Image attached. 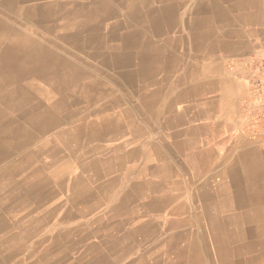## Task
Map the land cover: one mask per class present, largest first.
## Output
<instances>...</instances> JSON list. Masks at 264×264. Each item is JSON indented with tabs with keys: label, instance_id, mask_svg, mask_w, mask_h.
<instances>
[{
	"label": "crops",
	"instance_id": "1",
	"mask_svg": "<svg viewBox=\"0 0 264 264\" xmlns=\"http://www.w3.org/2000/svg\"><path fill=\"white\" fill-rule=\"evenodd\" d=\"M53 1L88 28V47L74 51L105 72L88 75V123L63 124L76 99L57 93L46 112L24 92L26 73L12 80L17 66L0 63V211L44 221L0 223V264H167L171 232L204 226L205 212L251 226L244 216L264 212V132L252 126L248 79L264 50V0ZM13 109L47 120L30 129ZM229 234L223 256L214 249L200 264H264V237L261 251L237 255ZM179 240L181 252L194 241ZM193 260L186 251L174 264Z\"/></svg>",
	"mask_w": 264,
	"mask_h": 264
},
{
	"label": "rangeland",
	"instance_id": "2",
	"mask_svg": "<svg viewBox=\"0 0 264 264\" xmlns=\"http://www.w3.org/2000/svg\"><path fill=\"white\" fill-rule=\"evenodd\" d=\"M68 6L55 4L53 0L32 1L29 3H19L17 1L6 3L5 0H0V63L5 61L10 66L19 67L26 65L25 73L30 68L28 65H43V63H47L48 66L40 71L42 73L30 72L27 73V78H22V80L28 79V81H31L32 90L29 96L33 97V99L37 97L41 102L45 101V104L48 101L50 103L51 100L60 98L59 95L51 92L52 82L56 81V83H59L61 81L65 89L69 90V93L65 94L66 98H69L72 103L75 102L74 99L77 100L70 112L61 114V123H88V75H102L105 71L102 68L88 69V59L84 58L85 56H78L77 52L74 51L78 47H88V34H85V32H88V28H84L85 30L76 28L78 27V21L70 19ZM85 23L88 24L87 21H83L82 27H85ZM61 25L65 29H62ZM70 30L73 33L71 36L69 35ZM76 31L78 34H76ZM74 37L76 38L74 39ZM23 42L26 48H24ZM11 58L12 60H10ZM8 72L15 73L12 67L8 69ZM49 83L50 85H48ZM40 86H42V91L38 95L37 90ZM96 86H100V84ZM113 89L115 88L110 84L109 91L111 92ZM79 94L80 97L78 98ZM8 112H12L14 115L18 113L17 115L20 116H18L17 122L22 120L24 125L29 126V128L32 127L30 129H36V124L47 120V117L45 115L42 116L41 112L31 113L29 110L23 112L20 109H13ZM25 115H29V117L25 118ZM0 213V223L5 221L36 223L39 219L38 217L36 218V213L32 214V216L26 214L23 217L18 214L19 212L10 214L7 212L5 214L0 211ZM23 213L26 212L24 211ZM47 221L51 223L52 218ZM59 221L65 222L67 218H60ZM40 223H44V221L41 220Z\"/></svg>",
	"mask_w": 264,
	"mask_h": 264
},
{
	"label": "bare ground",
	"instance_id": "3",
	"mask_svg": "<svg viewBox=\"0 0 264 264\" xmlns=\"http://www.w3.org/2000/svg\"><path fill=\"white\" fill-rule=\"evenodd\" d=\"M259 2V1H258ZM114 3V2H113ZM108 6V5H107ZM106 7V6H105ZM107 8V7H106ZM94 9V8H93ZM104 10V8L102 9ZM109 14V13H108ZM74 15V14H73ZM110 16V15H109ZM73 17V16H72ZM61 21V20H60ZM77 21V20H76ZM84 21V20H83ZM13 22V21H12ZM80 23V22H79ZM81 24V23H80ZM92 25V24H91ZM58 26V25H57ZM56 27V26H55ZM80 27V26H79ZM92 27V26H91ZM15 28V27H14ZM62 29H65L62 25H61ZM84 29V28H83ZM248 29V28H247ZM69 30V29H68ZM85 30V29H84ZM17 32V31H16ZM77 32V31H76ZM18 33V32H17ZM64 34V33H63ZM15 35V34H14ZM57 35V34H56ZM70 35V34H69ZM72 35V34H71ZM70 35V36H71ZM78 36V35H77ZM15 37V36H14ZM17 37V36H16ZM61 37V36H60ZM69 38V37H68ZM76 37H74L75 39ZM30 39V38H29ZM28 39V40H29ZM38 39V38H37ZM72 39V38H71ZM24 43V42H23ZM61 44V43H60ZM25 46V43L23 44ZM27 45V44H26ZM17 46V45H16ZM20 46V45H19ZM11 48V47H10ZM26 48V46L24 47ZM55 48V47H54ZM12 49V48H11ZM13 49H15L13 47ZM21 52V51H20ZM47 52V51H46ZM11 53V52H10ZM264 53V50L258 52L256 54V57L259 58L260 55H262ZM47 54V53H46ZM50 54V53H49ZM17 55V54H16ZM15 56V54H14ZM18 56V55H17ZM54 56V55H53ZM6 57V56H5ZM52 57V55H51ZM14 58V57H13ZM55 58V57H54ZM253 58V57H252ZM56 59V58H55ZM6 60V59H5ZM12 60V58L10 59ZM34 60V59H33ZM44 60V59H43ZM13 62V61H11ZM52 62V60H51ZM58 63V62H57ZM7 64V63H6ZM64 65V64H63ZM62 65V66H63ZM42 66V65H41ZM48 66L47 63H43V69L44 70L46 67ZM33 66L30 65V68L26 70L27 73L30 72H35V73H42L40 72V68H32ZM60 67V66H59ZM58 67V68H59ZM64 68V67H63ZM57 70V69H56ZM252 70H253V74L252 75H248V79H250L249 85L250 88L253 90L256 99L258 101V105L256 108V114H255V119L252 120V126L255 127V121H259V114H262L264 112V85L262 83H264V66L260 64L259 60L257 62L254 63L253 61V65H252ZM17 71V72H16ZM65 71V70H64ZM15 73H11V78L10 79H14L16 78L17 74H21L22 72H25V68L24 66L19 67L17 66V69H14ZM1 73V72H0ZM26 73V78L28 77ZM45 73V72H44ZM60 73V72H59ZM63 73V72H62ZM247 73V72H246ZM23 74V73H22ZM56 74V73H54ZM251 74V73H250ZM61 75V74H60ZM43 76V75H42ZM5 77V76H4ZM39 77V76H38ZM56 77V76H55ZM37 78V77H36ZM43 78H45V76H43ZM54 78V77H53ZM66 78V76H65ZM55 79V78H54ZM3 82V81H2ZM16 82V81H15ZM51 82V81H50ZM67 82V81H66ZM28 83V82H27ZM4 84V83H3ZM53 86L51 88V92L52 93H61V94H66L68 92L67 89H65L64 84L61 83V81L58 83L52 82ZM10 85V84H9ZM50 85V83L48 84ZM13 86V85H12ZM31 84H29V87H27V84H24V92L26 93H31ZM77 90V89H76ZM250 90V89H249ZM42 91V86L38 87L37 93L38 95L41 94ZM80 92V91H79ZM9 93V92H8ZM13 93V92H11ZM28 94V96H29ZM23 95V94H22ZM58 95V94H57ZM46 96V95H45ZM44 96V97H45ZM63 96V95H62ZM24 97V96H23ZM80 97V96H79ZM254 97V96H253ZM48 98V96H47ZM22 99V98H21ZM44 99V98H43ZM60 99V98H59ZM24 100V99H23ZM62 101V100H61ZM64 101V100H63ZM35 103H32V100L30 101L31 104H35L37 107H39L42 110H46V112L48 111H53L55 110L54 106L56 104H58L57 102H55L54 100H51L50 103L47 102V104H45L44 102H41L40 99H38V101H34ZM7 103V102H6ZM37 103L42 104L41 106H39ZM63 105H65V107H69L70 106V101H64L61 102ZM10 104V103H8ZM19 105V104H18ZM17 105V107H18ZM32 106V105H30ZM64 106H61V109L65 108ZM19 108V107H18ZM25 108V107H24ZM7 109V108H6ZM70 110V109H69ZM10 111V110H9ZM60 111V110H59ZM251 111V110H250ZM253 111V109H252ZM41 112V111H40ZM7 115V114H6ZM44 115V114H43ZM13 116V115H12ZM11 116V117H12ZM61 116V115H60ZM250 117V116H249ZM264 118V116H262ZM59 119V118H58ZM250 119V118H249ZM5 120V119H4ZM1 126V125H0ZM23 126V125H22ZM15 128V127H14ZM252 129V128H251ZM258 131H262L263 130L256 128ZM22 130V129H21ZM5 132V131H4ZM256 132V131H255ZM257 133V132H256ZM3 134V133H2ZM9 134V133H8ZM18 135V134H16ZM2 136V135H1ZM9 137V136H8ZM263 138V137H262ZM6 139V138H5ZM23 141V140H22ZM25 141V140H24ZM21 142V141H20ZM3 143V142H2ZM9 143V142H8ZM10 144V143H9ZM1 145V144H0ZM3 145V144H2ZM1 145V146H2ZM22 146V145H20ZM196 149V148H195ZM83 152V151H82ZM27 153V152H26ZM5 154V153H4ZM30 154V153H28ZM3 157V156H2ZM20 163V162H19ZM31 164V163H30ZM28 165L30 168V171L32 173L33 176H37L40 172L38 169V166L35 164V166L32 167V165ZM45 170V169H44ZM46 172V170H45ZM8 196V195H7ZM6 197V196H5ZM256 206V205H255ZM207 209V208H206ZM257 210V209H256ZM84 212V211H83ZM1 214V213H0ZM3 215V214H2ZM32 216V215H31ZM1 218V217H0ZM227 218L231 219L234 223H229ZM8 219V218H7ZM205 225L203 226L202 223H195L196 227L195 228H191L190 225L188 227H184L182 229V231H180L179 233H176L175 231L171 232V237L174 240H178L176 242V244L173 245V254H170V259L168 260L167 264H170V262H175L176 260L179 261V259L185 254V252H189L192 255V258L194 259L193 262L191 264H200V258L202 257L203 253L205 254H210V248H211V254L213 253V250L215 249L216 252L220 253L222 256L226 251V242L225 240L228 242V235L229 234V230L230 233L239 238L240 239V243L238 246L234 245L235 247V252L236 254H241L244 253L245 251L247 252H257V251H261L262 250V240L261 238L264 237L263 235V231L264 228L262 227V223L264 222V212H258V211H253L251 213H247L246 216H244L245 220H248L249 223H251L252 225L244 228L241 227V223H238V215H234L232 213H227L224 214L222 212L220 213H216L215 210L214 212H205ZM207 220V222H206ZM209 220V221H208ZM5 221V220H4ZM9 221V220H8ZM199 221V220H197ZM2 222V221H1ZM225 226H223L224 224ZM223 224V225H222ZM203 226V227H202ZM202 227V230H201ZM163 232V231H162ZM111 234V233H110ZM129 237V236H128ZM165 237V236H164ZM181 237H189L192 239H194V241L191 244H188L186 248V246L182 247L183 250L181 252V248L177 247V243L180 242ZM13 239V238H12ZM170 239V238H169ZM246 242H245V240ZM201 240V241H200ZM207 240H210L211 243H209ZM32 241V240H31ZM200 241V242H198ZM204 244H202V243ZM207 246H209L207 248ZM233 246V245H231ZM131 247V246H130ZM204 247V248H203ZM131 249V248H130ZM135 250V249H134ZM132 252V251H131ZM130 253V252H129ZM134 253V252H133ZM183 253V254H182ZM132 254V253H131ZM210 254V255H211ZM123 259V258H122ZM149 259V258H148ZM144 260V259H143ZM152 260V259H151ZM150 261V260H149ZM122 260L121 259H116L115 260H111V261H103V264H123L121 263ZM136 262V261H135ZM129 264V263H128ZM174 264V263H173ZM183 264V263H182Z\"/></svg>",
	"mask_w": 264,
	"mask_h": 264
},
{
	"label": "built area",
	"instance_id": "4",
	"mask_svg": "<svg viewBox=\"0 0 264 264\" xmlns=\"http://www.w3.org/2000/svg\"><path fill=\"white\" fill-rule=\"evenodd\" d=\"M252 60L255 62H257L259 60L260 64L264 66V53L262 55H260L259 58H257L256 56L253 57L251 59V62ZM264 85V83H262ZM259 121H255V129L259 127V129L263 130L264 131V118L262 116H264V112L262 114H259Z\"/></svg>",
	"mask_w": 264,
	"mask_h": 264
}]
</instances>
